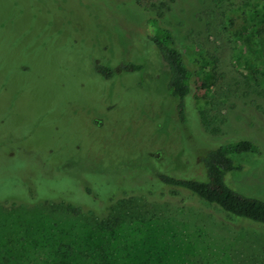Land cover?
<instances>
[{
    "label": "rangeland",
    "instance_id": "374dc122",
    "mask_svg": "<svg viewBox=\"0 0 264 264\" xmlns=\"http://www.w3.org/2000/svg\"><path fill=\"white\" fill-rule=\"evenodd\" d=\"M35 1L44 15L45 10L57 12L54 26L46 19L39 23L53 26V32L58 28L61 36H67L66 41L74 45L73 58L63 65L77 85L84 86L77 89L72 84L69 100L65 98L62 104L49 101L51 108L42 111L23 99L15 110L24 120L22 128L10 111L4 113L0 143L11 146V155L0 151V254L21 253L18 241L31 234L35 244L23 243L29 248L24 264H41L44 259L55 263L57 249L64 248H58L60 242L54 248L50 235L81 223L71 215L38 210L41 204L25 201L41 198L60 203L66 197L90 207L92 198L81 195L88 187L99 200L107 197L108 207L121 199L139 198L145 206L141 207L145 217L154 212L158 219L165 218L167 228L180 231L183 235L178 237L195 247L197 256L188 257L189 264H264V227L157 185L155 173L202 181L206 178L195 160L203 146L202 133L195 121L180 124L177 101L166 88V67L145 36V21L150 14H105L87 5V0ZM108 1L114 9L128 11L130 6L129 0ZM203 1L175 0L161 25L172 31L187 65L195 72L202 100L192 103V108L204 112L210 128H221L220 135H208L207 144L250 139L264 145V2L253 0L242 6L233 0L226 14L225 32L213 37L201 21ZM103 8L110 11L106 4ZM7 16L6 10L0 11V22ZM10 25L8 22L7 28ZM61 39L56 37V41ZM87 60L90 68L132 62L144 69L139 74H120L105 81L87 69ZM53 79L57 78L46 77L37 83L42 87L38 93H44L47 99L60 93L64 96L62 80L60 92ZM53 109L65 111L58 117L60 113ZM45 120L47 126H39ZM46 127L57 129L56 134ZM5 139H10L11 145ZM48 150L59 163L57 174L47 164L51 156ZM236 161L243 169L229 177L230 187L244 196L264 200V153ZM107 206H98V219L106 217ZM142 226L152 234L169 230L159 231L153 222ZM33 227L38 231L30 232ZM124 228L125 236L130 235L132 225ZM142 231L148 233L147 228ZM172 257L168 253L165 263Z\"/></svg>",
    "mask_w": 264,
    "mask_h": 264
},
{
    "label": "trees",
    "instance_id": "16d2710c",
    "mask_svg": "<svg viewBox=\"0 0 264 264\" xmlns=\"http://www.w3.org/2000/svg\"><path fill=\"white\" fill-rule=\"evenodd\" d=\"M232 1L204 0L202 2L203 17L201 21L204 23L207 34L216 37L225 32L228 25L226 14L230 7H233ZM251 1L253 0H237L242 6H247ZM256 1L264 2V0ZM128 2L130 3L128 11L114 9L115 7H111L112 3L108 0H87L85 3L97 7L105 14L113 12L131 15L150 14L145 21V36L155 47L166 67V88L171 97L177 101L178 120L183 126L187 123L191 125V122L195 121L204 140L203 146L196 153L195 160L200 165L206 181L186 177L179 178L167 173H155L157 185L176 193L182 192L191 195L227 216L264 227V200L244 196L234 191L228 182L232 174L242 172L243 166L238 164L236 159L245 156L260 157L264 153V145L250 139H230L226 142H218L214 146L207 144V141L209 142L208 135H220L221 128H210L205 121L204 112L192 108V103L202 100L194 81L195 72L187 65L172 31L161 25V20L171 11L175 0H129ZM103 4L108 5L110 11H105ZM37 5L35 0H0V11L8 12V16L0 22V127H3L6 121L4 113L7 111L11 112L12 117L21 128L25 126L22 125L24 120L19 119L15 113V110L20 108L23 99L33 108H39L42 111L45 107L51 108L49 101L58 100L62 104L65 98L69 100L68 92L72 90V84L77 89L82 87L81 84L84 86L83 83L77 85L74 76L63 65L65 61H70L73 58L74 45H71V41H66L67 36H61L58 28H55L54 32L52 31L54 16H57V12L50 14L45 10L44 15L41 10L37 9L39 8ZM134 5L141 8L142 11L133 10L131 6ZM45 19L51 21L52 28H48V25L44 26V23H39ZM8 22L11 24L10 28H7ZM60 30H64L63 24ZM57 36L63 39L56 41ZM86 62L87 69L91 70L99 80L105 81L113 80L120 74H139L144 69L142 65L132 62L116 67L101 64L92 68L88 66V60ZM46 77L57 78L53 80L60 92L59 79L62 80L65 85L62 89L64 96L60 93L47 99L44 93L42 95L38 93L39 88L42 89V87H38L37 83ZM53 110L58 111L59 115V110ZM63 111L65 110H62L57 116L60 117ZM219 122L222 124V120ZM39 126H47V120L40 123ZM45 129L50 130L53 134H56L57 131V129H48L47 127ZM50 131L49 133H51ZM28 134L31 135V131H28ZM9 141L10 139H5V142L9 143ZM5 147V144L0 143V151L4 150L6 155H11L9 151L11 146ZM47 153L51 154L48 156L47 164L51 166L53 173H56L58 170L56 166L59 163L54 161L53 151L48 150ZM95 194L88 187H85L81 192V195L92 198L90 207L77 204L74 199L66 197L61 198L60 203H51L50 200L41 198L33 199L31 202L25 201L26 204L31 205L41 204L38 206V210L48 209L53 214L71 215L73 218L75 217L74 220L81 223L80 226L73 225L68 229H62L59 234L50 235L51 241L53 240L51 245L54 243V248H56L60 242L58 248L63 247L64 250L57 249L55 263L49 262L50 259H44L41 264H166L164 257L168 253L173 254V257L172 261L167 264H189L191 262H187V258L197 256L195 247L178 237V235H183L180 231L176 232L165 226L167 225L165 218L158 219V214L154 212H152L153 216L145 217L142 214L143 208L141 211V207L144 205H141L142 201L139 198L121 199L108 207L107 197H101L99 200ZM31 195L35 196V193H31ZM102 203L103 208L108 207V214L106 217L98 219V206ZM152 222L159 228V231L169 229L168 233L160 234L155 231L152 234L147 226H142L144 223ZM128 225H132V230L130 235L125 236L124 226ZM141 228H147L148 233L142 231ZM31 231L38 230L33 227L30 229ZM61 233L63 236H59ZM119 235H121V239L117 238ZM29 236L30 238H22L18 241V251L21 253L0 254V264H24L25 258L29 257L27 256L29 248L27 249L23 243L26 242L29 246L35 244L34 237L31 239L32 235L29 234ZM187 240L191 242V239ZM137 242L138 244L134 246ZM117 245L120 249H117ZM14 248H17L16 243ZM141 251L144 253L141 254ZM208 260L207 262H209Z\"/></svg>",
    "mask_w": 264,
    "mask_h": 264
}]
</instances>
